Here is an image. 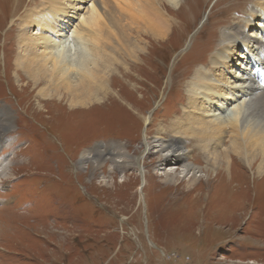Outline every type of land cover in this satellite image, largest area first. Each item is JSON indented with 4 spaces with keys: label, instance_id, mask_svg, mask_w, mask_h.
Segmentation results:
<instances>
[{
    "label": "rangeland",
    "instance_id": "374dc122",
    "mask_svg": "<svg viewBox=\"0 0 264 264\" xmlns=\"http://www.w3.org/2000/svg\"><path fill=\"white\" fill-rule=\"evenodd\" d=\"M45 1L0 0V122H12L0 136V264H264L262 146L243 153L249 165L223 153L228 168L207 181L208 150L230 149L231 130L207 149L193 119L173 127L190 105H207L196 96L197 73H217L212 55L228 45L226 31L234 37L253 19L258 0H182L164 3V12L156 0H106L100 22L82 37L87 47L105 40L101 69L113 71L100 98L74 106L65 89L41 96L46 83L16 64L22 17ZM152 7L168 29L162 23L151 33ZM118 21L139 44L132 55ZM158 135L183 141L197 169L175 165L177 179L166 180L172 170L161 165ZM87 150L104 156L99 167L82 163Z\"/></svg>",
    "mask_w": 264,
    "mask_h": 264
},
{
    "label": "bare ground",
    "instance_id": "6f19581e",
    "mask_svg": "<svg viewBox=\"0 0 264 264\" xmlns=\"http://www.w3.org/2000/svg\"><path fill=\"white\" fill-rule=\"evenodd\" d=\"M87 1L46 0L45 3L47 2L46 5L49 6L32 9L22 17V31L18 34L17 67L21 68L35 83L41 81L46 83L37 91L41 96H48L50 88L52 95H55L57 91L60 93L62 89L69 91L72 97V100L69 101L71 106L86 105L100 98V95L105 92V88L108 85L107 78L113 71L109 66L101 69L104 65L103 61L106 58V54L102 52L100 47H102V43L105 40L97 42L100 46L98 48L96 45L94 46L95 41L99 37L96 36L94 43L91 45L88 43L87 47L82 37V31L86 25L94 27L96 22H100L102 14L99 12H101V8L104 9L106 7V0H92V4L88 7L89 9L85 13H80L84 10L83 5ZM156 1L161 7L164 3L177 7L182 0ZM47 8L50 9L48 10ZM45 9L47 10L46 13L43 12ZM67 9L69 10L67 11ZM151 9L152 12H155L150 17V22L152 23L150 26L151 33H154L162 23L165 25L164 29H168L165 14L157 7H152ZM121 17L124 18L125 16L121 15ZM251 17L253 19H248L247 23L238 29L234 37H230L231 31H226V42H228L226 44L228 45L222 50L220 48L217 49L211 57L214 70H218L222 74L226 71L229 76L227 78L218 77V71L217 73H209V71L202 74L197 73V81L201 80L203 82L198 83V85L203 88L197 89L196 96L201 99L200 101H208V103L206 105L203 102V106V104L195 102L190 105V107L193 106V110H185L186 115L180 120H175L173 124L175 130L182 126L186 128V123L193 119L197 133L191 130L195 134L202 136L199 141L200 145H202L201 143L206 144L207 149L217 139L223 143L225 141L223 139L231 130L232 135L230 133V136L233 141L230 149H227V146L224 151L219 152L218 150V153H215L212 148L208 150L213 156H208V163L210 164L205 167L207 181H210L211 173L215 172V174H218L220 171H226L229 164L226 156L229 150L239 153L243 159L242 161L249 165L250 160H247L243 153L248 151L251 146L260 144L262 148L258 152L264 165V0L256 2L252 9ZM121 22L118 21L122 28L121 30L125 33L126 27ZM138 28L140 31V23H138ZM126 35L125 33L122 37L123 41L126 40L128 48L126 52L128 55H132L139 49V44ZM91 38L93 37L91 36ZM245 50L246 54L243 52ZM92 53L94 54L93 57ZM228 62H231V64H228ZM221 67L223 68L221 69ZM51 68L55 69L56 72L52 71ZM49 71H51V74H48ZM204 85H207L208 88ZM217 90L222 93H218ZM209 91L210 94H208ZM203 92L204 94H202ZM196 96L194 100H196ZM217 97L219 98L217 99ZM203 108L207 110L206 113H204ZM229 108L231 109L230 111L228 110ZM201 115H205L204 118L208 115L212 119L201 121L199 119ZM6 122L7 124L0 122V136L3 131H8L11 128V120L7 119ZM161 132L162 130L160 129L159 133ZM207 134H209L208 138L206 137ZM161 136L158 135L155 147H157L159 153L166 151V154L164 153L161 157V165L166 164L172 170L171 172H164L166 180L173 183L177 179L175 165L178 164L184 167V172H194L197 167L193 163L186 162L191 150L183 148V141L181 142L177 138L165 139ZM145 139V144H148L147 137ZM110 153H113V150H110ZM223 153L226 155L224 161L222 159L224 157ZM124 155L131 161L133 158L138 159L137 157H132L128 152ZM103 157L97 151L91 153L87 150L81 155V161L82 163H87L93 160L92 166L96 168L102 164ZM128 158L125 159L127 160ZM221 161L222 163H220ZM140 169L142 173L145 172L144 168L140 167ZM194 175L195 173H193ZM232 175L233 171L231 177Z\"/></svg>",
    "mask_w": 264,
    "mask_h": 264
}]
</instances>
